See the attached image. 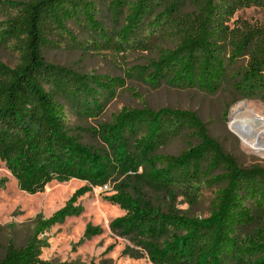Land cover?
<instances>
[{"label":"trees","instance_id":"trees-1","mask_svg":"<svg viewBox=\"0 0 264 264\" xmlns=\"http://www.w3.org/2000/svg\"><path fill=\"white\" fill-rule=\"evenodd\" d=\"M249 7L264 9V0H110L113 37H107L94 0H0V40L17 58L13 67L0 62V162L27 194L52 181L86 183L50 217H37L24 245L8 242L0 264H50L40 258L48 246L42 234L78 214L79 197L117 181L128 167L136 186L119 182L104 197L124 211L109 223L136 247L127 246L124 255L151 264H264V166H239L187 109L124 108L104 125L101 147L85 144L67 127L66 108L94 117L124 80L78 72L44 56L53 37L69 35L68 23H83L95 48L100 42L119 50L134 40L154 49V58L132 69L151 86L214 94L230 84L242 98L264 99V29L241 20L230 24L237 10ZM146 28L150 33L140 37ZM187 132L196 144L178 154L160 151ZM201 182L218 186L203 217L141 196L145 188L168 195ZM98 231L88 227L84 236Z\"/></svg>","mask_w":264,"mask_h":264},{"label":"rangeland","instance_id":"rangeland-1","mask_svg":"<svg viewBox=\"0 0 264 264\" xmlns=\"http://www.w3.org/2000/svg\"><path fill=\"white\" fill-rule=\"evenodd\" d=\"M94 1L98 20L104 28H108L107 37H113L110 34L113 28L109 10L110 0ZM236 20L264 29V9L259 7L239 9L234 13L230 24ZM67 30L69 35L53 37V44L44 50L48 62L82 73L121 77L124 80V85L117 89L116 96L94 117H83L70 107L66 108L67 127L81 142L101 147L104 125L110 123L113 116L124 108L147 106L153 110L162 107L187 109L196 113L205 124L209 136L216 140L239 166H264V151L248 148L241 142L239 135L230 128L235 108H238L237 113L242 118L254 115L264 118L263 98H242L230 84H223L214 94H206L195 88L172 87L165 83L151 86L145 79L132 72V69L154 58L156 55L154 49L143 50L134 40L121 45L119 50L106 47L100 42L98 48H95L94 35L88 34L83 23H68ZM150 31V28H146L140 37L148 35ZM114 39L118 42L115 37ZM98 41L99 38H96V42ZM85 43L88 44L84 45ZM0 62L10 67L17 62L16 53L1 40ZM263 143L264 139L260 137L258 144ZM193 144H196V140L187 132L169 141L160 151L163 154H178ZM129 169L128 167L120 179L108 183V190L93 187L79 197L75 205L79 208L78 214L64 218L42 234L48 242V246L41 251L42 260L50 264H151L145 257L135 259L124 255L123 250L127 246L133 249L136 247L109 228V223L122 216L124 211L106 201L104 197L114 193L119 182L123 184L132 182L131 184L136 186V182L130 179L132 175ZM140 171L139 167L137 173ZM1 178L5 179V182L0 188V256L8 242L16 247L24 245L37 217H50L66 204L76 189L86 184L77 179L66 182L52 181L42 192L27 194L18 189L16 181L2 162ZM217 189L218 186H208L201 182L193 183L191 187L176 186L168 195L157 194L145 188L141 196L145 202L162 206L173 205L188 215L203 217L208 214ZM88 227L97 228L99 231L84 236Z\"/></svg>","mask_w":264,"mask_h":264},{"label":"bare ground","instance_id":"bare-ground-1","mask_svg":"<svg viewBox=\"0 0 264 264\" xmlns=\"http://www.w3.org/2000/svg\"><path fill=\"white\" fill-rule=\"evenodd\" d=\"M238 108L232 112L230 128L239 135L241 142L248 148L264 151V143L258 144L260 137L264 139V118L258 115L242 118L237 113Z\"/></svg>","mask_w":264,"mask_h":264},{"label":"built area","instance_id":"built-area-1","mask_svg":"<svg viewBox=\"0 0 264 264\" xmlns=\"http://www.w3.org/2000/svg\"><path fill=\"white\" fill-rule=\"evenodd\" d=\"M99 188L102 190H108L107 184H104V185L100 186Z\"/></svg>","mask_w":264,"mask_h":264}]
</instances>
